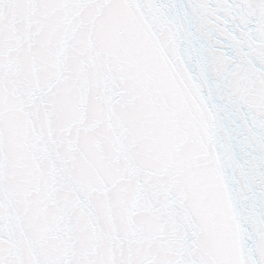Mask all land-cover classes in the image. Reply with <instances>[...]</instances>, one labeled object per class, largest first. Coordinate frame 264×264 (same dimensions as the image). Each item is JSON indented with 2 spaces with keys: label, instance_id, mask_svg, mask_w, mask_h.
<instances>
[{
  "label": "snow or ice",
  "instance_id": "snow-or-ice-1",
  "mask_svg": "<svg viewBox=\"0 0 264 264\" xmlns=\"http://www.w3.org/2000/svg\"><path fill=\"white\" fill-rule=\"evenodd\" d=\"M0 264H264V0H0Z\"/></svg>",
  "mask_w": 264,
  "mask_h": 264
}]
</instances>
